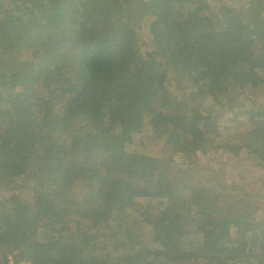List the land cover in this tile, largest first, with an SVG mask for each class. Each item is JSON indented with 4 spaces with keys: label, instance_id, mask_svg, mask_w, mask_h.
I'll list each match as a JSON object with an SVG mask.
<instances>
[{
    "label": "trees",
    "instance_id": "trees-1",
    "mask_svg": "<svg viewBox=\"0 0 264 264\" xmlns=\"http://www.w3.org/2000/svg\"><path fill=\"white\" fill-rule=\"evenodd\" d=\"M248 1L0 0V264H264L261 205L196 171L264 169Z\"/></svg>",
    "mask_w": 264,
    "mask_h": 264
},
{
    "label": "rangeland",
    "instance_id": "rangeland-1",
    "mask_svg": "<svg viewBox=\"0 0 264 264\" xmlns=\"http://www.w3.org/2000/svg\"><path fill=\"white\" fill-rule=\"evenodd\" d=\"M249 3L251 0L248 1ZM254 7H256L255 4H252ZM246 7H249L247 4ZM11 60V59H9ZM20 64V63H19ZM21 65V64H20ZM18 67V64L15 63L14 68ZM4 67L0 66V71L3 72ZM251 98V97H250ZM247 98H242V105L240 106V103H234L231 105H228V107H225V105L220 109V111L224 114H228L229 118H231V124L235 122L234 116H236L238 119L242 120L243 116L238 114V112L245 113L244 110L249 108V103H247L245 100ZM226 102V101H225ZM221 126L230 125L229 121L226 119H222ZM133 142V140H132ZM125 145L120 144L117 145L118 149H123ZM144 149L140 148L139 145L135 146V151L137 154H140ZM225 174L222 176L220 173V176L214 181L211 182L212 179L216 177H211L209 174H211L212 171L205 170L199 167L196 169V171L199 173L198 178V186L205 185V188L207 191H211L214 187V183L216 182L217 190H219L221 195H228L229 199H234L236 197L242 198L244 200L243 204L241 205V213L245 215L246 212H248L249 207L246 204V200L251 199L253 203H256L258 205H261L260 208H262V214L264 211V169L261 170H255V163H247L246 166H239L236 168V170L230 172V167L226 168ZM259 176V180L254 181L256 176ZM239 181L241 183V188L239 190L235 189L234 187H231V183ZM218 185L222 186V189H218ZM216 190V191H217ZM231 200L227 199V202L225 204L231 205ZM221 205L214 204L212 208L217 211L218 208H220ZM224 216L229 212L228 209H224ZM260 221H256L254 226L257 227L260 224H258ZM60 226H57L56 229H59ZM258 232H261V230L257 229ZM93 236V235H92ZM260 237V236H259ZM11 264V263H10ZM19 264H25L24 262H21Z\"/></svg>",
    "mask_w": 264,
    "mask_h": 264
},
{
    "label": "clouds",
    "instance_id": "clouds-1",
    "mask_svg": "<svg viewBox=\"0 0 264 264\" xmlns=\"http://www.w3.org/2000/svg\"><path fill=\"white\" fill-rule=\"evenodd\" d=\"M234 170H236V167H235V169H231L230 172H232V171H234ZM233 184H234V182L231 183V187H233V186H232ZM240 188H241V187H240ZM240 188H239V189H240ZM239 189H237V190H239ZM225 195H226V194H225ZM227 196H228V195H227ZM227 199H228V200H231L232 203H233V202H236V203L241 202V205H242L243 202H244V201H243L241 198H239V197H236V198H234V199H229V197H227L226 200H227ZM241 205H240V206H241ZM240 212H241V208H240Z\"/></svg>",
    "mask_w": 264,
    "mask_h": 264
}]
</instances>
